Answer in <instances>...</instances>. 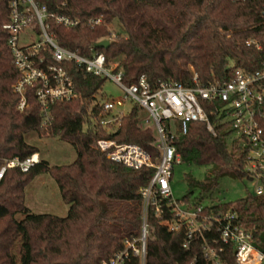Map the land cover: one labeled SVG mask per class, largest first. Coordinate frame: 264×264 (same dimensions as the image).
<instances>
[{
  "label": "trees",
  "instance_id": "1",
  "mask_svg": "<svg viewBox=\"0 0 264 264\" xmlns=\"http://www.w3.org/2000/svg\"><path fill=\"white\" fill-rule=\"evenodd\" d=\"M37 1L80 20L69 28L51 22L60 45L84 55L103 53L106 62H116L115 69L121 70L125 84L140 75L151 87L163 80L184 86L222 83L237 70L258 69L264 60V0ZM89 17L101 20L90 25ZM7 20V0H0V164L5 158L24 159L37 152L35 145L24 140L31 130L69 142L75 157L66 164L38 158L25 171L18 166L4 170L0 178V264H100L123 247L124 239L139 235L140 188L153 167L110 160L96 139L135 142L154 161L158 157L154 132L141 124L140 107L134 102L118 123L101 125L100 102L107 98L101 87L106 77L71 61L63 65L76 96L52 102L48 108L51 118L42 124L34 87L28 86L26 106L19 110L18 95L12 89L17 71L6 41L7 30L2 27ZM104 38L108 39L106 46L95 45ZM219 104L216 99L201 100L214 133L203 121L191 120L184 132H175L170 139L179 162L206 167L201 179L184 173L187 188L181 199L187 205H200L205 213L234 211L238 222L251 231L254 246L264 250V187L260 193L247 190L233 200L200 202L202 195L211 198L225 173L250 179L244 168L245 146L237 138L228 139V121L219 122L209 112ZM38 173L54 179L67 205L64 215L33 212L24 203V187ZM195 187L199 196L189 201ZM158 204L162 208L159 215L151 203L146 207L144 264H208L201 254L200 238L183 246L184 233L168 231L161 223L171 217L165 200ZM17 213L22 216L17 218ZM231 248L225 243L218 255L224 264H236ZM123 264H139L138 256L129 254Z\"/></svg>",
  "mask_w": 264,
  "mask_h": 264
},
{
  "label": "built area",
  "instance_id": "2",
  "mask_svg": "<svg viewBox=\"0 0 264 264\" xmlns=\"http://www.w3.org/2000/svg\"><path fill=\"white\" fill-rule=\"evenodd\" d=\"M264 5V3H263ZM8 20L2 24L7 30V44L12 56L17 76L12 89L18 95L16 107L26 106L25 90L34 87V96L42 112L41 123L50 120L49 105L55 100L70 99L76 96L74 85L63 62L71 61L85 71L99 74L117 83L123 90L122 97L103 99L99 118L101 125L118 123L121 106L125 100L144 108L154 124L157 134L158 157L151 160L147 151L131 141H117L113 138H97L96 145L113 161L127 166H151L153 171L147 183L140 188L141 219L139 235L123 240V247L100 264H123L129 254L137 255L139 264H144V240L147 231L146 207L154 206L156 215L162 211L158 200L164 199L170 218L161 221L168 231L181 230L185 239L182 245L195 237L200 238L201 254L208 264H224L218 257L224 244L232 246L236 264H264V250L254 246L251 231L238 222L232 210L202 212L201 206H191L174 198L169 179L174 163L179 162V154L170 142L175 132H184L191 120L203 121L206 128L214 133L213 124L203 110L201 100L220 101L209 112L218 117L219 122L228 121L233 133L245 146V171L255 180L254 193L264 187V60L258 69L251 72L237 70L222 83L210 82L206 85L184 86L167 80L159 81L151 87L143 75L136 81L125 84L122 72L115 69L116 62H106L103 53L93 52L84 55L76 48L60 45L54 36L51 22L69 28L80 20L67 14L54 12L44 2L37 0H7ZM100 17H89L90 25L100 22ZM264 26V21H263ZM250 40L247 41V44ZM258 48L259 43L255 42ZM91 49V47H90ZM194 78V77H193ZM173 118L176 131L170 132L166 120ZM35 153L19 159L16 156L5 158L0 164V178L7 167L18 166L27 170L37 161Z\"/></svg>",
  "mask_w": 264,
  "mask_h": 264
},
{
  "label": "rangeland",
  "instance_id": "3",
  "mask_svg": "<svg viewBox=\"0 0 264 264\" xmlns=\"http://www.w3.org/2000/svg\"><path fill=\"white\" fill-rule=\"evenodd\" d=\"M115 28L120 29L118 25L115 26ZM101 91L105 96H107V98H117L122 97L123 95L122 88L109 78H106L104 80ZM132 103L133 102L130 100H125L121 106H118V110H121L122 113H125L129 110ZM139 118L141 124L148 125L152 128L157 142L158 138L154 128V124L148 116L147 112L142 107L139 108ZM166 122L168 123L169 131L175 132V120L173 118H169L168 120H166ZM232 134V132L228 134V139H230ZM24 140L29 142L30 144L35 145L37 147V150H39L40 156L45 158L50 164H66L72 161L75 157V151L71 144L57 137L39 135L36 131L31 130L24 134ZM205 171V166L186 164L183 162L174 163L169 179L172 196L174 198L182 200L181 197L183 194H185L187 188V181L184 177V173H190L192 177L201 179L204 174H206ZM42 178H46V183H44ZM255 184V180L247 179L244 177L238 178L231 173H225L219 178L217 187L212 190L211 198H208L206 195H202L200 202L202 204H207L215 201L233 200L244 195L247 190L252 191ZM42 188H44L43 191L45 192L46 196L42 193ZM24 193L26 195L27 202L29 201V198H31L32 201L37 199V205L39 206H42V204L40 203L43 202L41 201L42 199L46 200V204H52L57 209H59L60 205H65L57 192L54 179L48 173L36 174L33 179L24 187ZM197 196H199V191L198 188L195 187L189 194L188 200H196ZM183 202L185 203V201ZM57 209H51L46 212L55 213ZM21 216V213L16 214L17 218H20Z\"/></svg>",
  "mask_w": 264,
  "mask_h": 264
},
{
  "label": "crops",
  "instance_id": "4",
  "mask_svg": "<svg viewBox=\"0 0 264 264\" xmlns=\"http://www.w3.org/2000/svg\"><path fill=\"white\" fill-rule=\"evenodd\" d=\"M35 154H36V156H37V158H43L42 156H40V153H39V150H37V152H35ZM43 159H45V158H43ZM38 174H40V173H38ZM35 176V175H34ZM33 176V177H34ZM33 179V178H32ZM31 179V180H32ZM30 180V181H31ZM42 180L44 181V183H46V178H42ZM29 181V182H30ZM28 182V183H29ZM41 182V181H40ZM27 183V184H28ZM26 184V185H27ZM56 184V183H55ZM25 185V186H26ZM38 189H40V188H38ZM56 189H57V192H58V194H59V191H58V188H57V185H56ZM44 190V188H42V193L45 195V192L43 191ZM33 195H34V193H33ZM46 196V195H45ZM29 197H30V195H29ZM48 198V197H47ZM51 199V198H50ZM37 200V199H36ZM36 200H34V201H32V199L31 198H29V201L27 202L26 201V195H25V193H24V203L26 204V206H28L29 207V209L31 210V211H40V212H42V211H49V210H51V209H57V208H55L52 204H46V200L44 199H42L41 201H43V202H40L41 204H42V206H39V205H37V201ZM63 202V201H62ZM64 203V202H63ZM65 204V203H64ZM56 206V205H55ZM66 209H67V205L65 204L64 206H62V205H60V207H59V209H57V211L54 213V214H57V215H60V216H62V215H64L65 213H66Z\"/></svg>",
  "mask_w": 264,
  "mask_h": 264
},
{
  "label": "water",
  "instance_id": "5",
  "mask_svg": "<svg viewBox=\"0 0 264 264\" xmlns=\"http://www.w3.org/2000/svg\"><path fill=\"white\" fill-rule=\"evenodd\" d=\"M108 44V39L104 38V39H100L98 41L95 42L96 46H106Z\"/></svg>",
  "mask_w": 264,
  "mask_h": 264
}]
</instances>
